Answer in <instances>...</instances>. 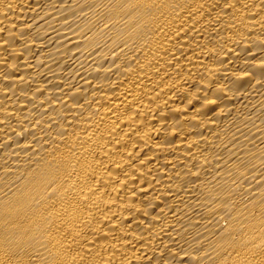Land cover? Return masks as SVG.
Here are the masks:
<instances>
[{"label":"bare ground","instance_id":"6f19581e","mask_svg":"<svg viewBox=\"0 0 264 264\" xmlns=\"http://www.w3.org/2000/svg\"><path fill=\"white\" fill-rule=\"evenodd\" d=\"M0 264H264V0H0Z\"/></svg>","mask_w":264,"mask_h":264}]
</instances>
